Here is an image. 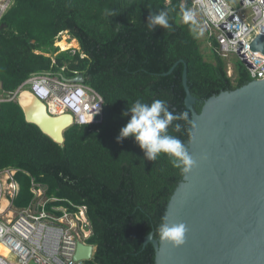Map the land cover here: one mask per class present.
<instances>
[{"label":"trees","instance_id":"obj_1","mask_svg":"<svg viewBox=\"0 0 264 264\" xmlns=\"http://www.w3.org/2000/svg\"><path fill=\"white\" fill-rule=\"evenodd\" d=\"M170 1L16 0L2 22L0 79L6 92L37 74L64 81L82 76L104 99L103 122L74 125L62 146L26 123L17 102L0 106V170H20L15 207L30 205L33 180L48 187L49 197L64 200L62 205L86 206L90 244L97 247L87 264H155L154 245L144 242L153 233L158 240L155 229L184 177L166 155L147 160L133 137L117 142L130 119L123 115L128 106L137 99H163L173 112L187 110L185 67L198 113L210 98L251 82L244 67L234 81L217 54L209 60L194 24L181 20L182 0ZM162 8L170 11L173 29L157 26L150 32L148 16ZM106 9L117 14L109 17ZM63 33L77 40L80 50L58 54L55 44ZM178 123L180 133L169 131L188 146L192 123Z\"/></svg>","mask_w":264,"mask_h":264},{"label":"water","instance_id":"obj_2","mask_svg":"<svg viewBox=\"0 0 264 264\" xmlns=\"http://www.w3.org/2000/svg\"><path fill=\"white\" fill-rule=\"evenodd\" d=\"M251 50L264 54V36L255 39ZM70 82L82 83L83 77ZM183 85L192 119L188 149L195 165L184 174L166 216L170 224L186 225L185 243L175 246L153 233L144 246L154 245L155 264H264V80L210 98L200 113L187 67ZM17 103L26 123L65 144L66 131L75 125L71 113L50 114L29 89L19 93ZM95 251L79 244L75 260L89 261Z\"/></svg>","mask_w":264,"mask_h":264},{"label":"built area","instance_id":"obj_3","mask_svg":"<svg viewBox=\"0 0 264 264\" xmlns=\"http://www.w3.org/2000/svg\"><path fill=\"white\" fill-rule=\"evenodd\" d=\"M183 2L196 13L195 30L204 35L210 53L225 61L230 78H237L238 69L230 64L232 58H237L251 81L264 80V54L251 50L255 39L264 36V0ZM170 3L167 0L166 4ZM15 4L16 0H0V29ZM26 89L47 105L50 114L71 113L75 125L92 126L103 122L104 99L95 89L51 74L33 75L15 92L0 88V106L17 102L19 93ZM19 171L15 168L0 170V264H87L94 261L97 247L90 244L93 231L88 208L72 203L62 205L64 200L49 197L48 187L34 180L31 188L34 198L30 205L15 207L14 201L21 191L17 180ZM79 244L94 247L96 251L91 260H75ZM1 248L8 251V256L1 253Z\"/></svg>","mask_w":264,"mask_h":264},{"label":"clouds","instance_id":"obj_4","mask_svg":"<svg viewBox=\"0 0 264 264\" xmlns=\"http://www.w3.org/2000/svg\"><path fill=\"white\" fill-rule=\"evenodd\" d=\"M181 20L185 24H195L196 13L186 7L182 2L179 5ZM109 17L115 16L114 10H105ZM160 26L165 30H172L170 11L162 8L158 12H151L148 16L146 27L150 32ZM130 114L127 124L120 129L117 142L133 137L136 143L145 153V158L157 161L161 154L166 155L171 165L185 174L195 165V161L189 152L187 144L179 136L170 133H180L182 125L178 121L191 124L190 112L185 110L176 113L170 110L169 103L163 99H154L146 102L141 99L135 100L123 113L125 117ZM174 122H177L174 124ZM187 228L183 223L170 224L167 216H162L155 229V235L161 241H168L175 246L185 243ZM149 238L152 236L149 234Z\"/></svg>","mask_w":264,"mask_h":264},{"label":"rangeland","instance_id":"obj_5","mask_svg":"<svg viewBox=\"0 0 264 264\" xmlns=\"http://www.w3.org/2000/svg\"><path fill=\"white\" fill-rule=\"evenodd\" d=\"M65 36H67L68 38H69V42H71L72 40V37L68 34V33H63V34H61L60 36H59V38H58V40H57V42H56V44H55V47L56 48H58L59 49V52H58V54L59 53H61V52H66V51H63L61 48H59L58 46H57V43L59 42V41H61ZM197 36H198V38H199V41L201 42V44H202V49L204 50L203 52H204V54L209 58V60H211L212 59V56H211V53H210V51L206 48V41H205V38H204V35L203 34H197ZM71 40V41H70ZM78 48H73V49H70V50H72V51H74V49H76V50H79L80 49V44L78 43ZM67 51H69V50H67ZM37 53H40V52H37ZM46 56H49V55H47V54H45ZM230 64L231 65H235L236 67H237V69H239V68H243V65H242V63H241V61L239 60V59H237V58H232L231 60H230ZM236 78V76H234V78L233 79H235Z\"/></svg>","mask_w":264,"mask_h":264},{"label":"bare ground","instance_id":"obj_6","mask_svg":"<svg viewBox=\"0 0 264 264\" xmlns=\"http://www.w3.org/2000/svg\"><path fill=\"white\" fill-rule=\"evenodd\" d=\"M69 38L65 36L61 41L57 43V46L61 48L63 51H67L73 48H78V42L75 39H71L72 41H68ZM1 253L8 256V251L4 248H1Z\"/></svg>","mask_w":264,"mask_h":264},{"label":"crops","instance_id":"obj_7","mask_svg":"<svg viewBox=\"0 0 264 264\" xmlns=\"http://www.w3.org/2000/svg\"><path fill=\"white\" fill-rule=\"evenodd\" d=\"M71 41V40H70ZM77 41V40H76ZM78 42V41H77ZM74 50H76V49H74ZM80 50V49H79ZM2 82V81H1Z\"/></svg>","mask_w":264,"mask_h":264}]
</instances>
